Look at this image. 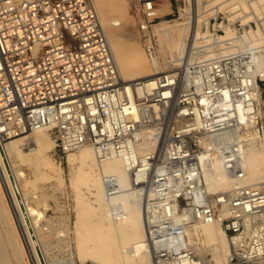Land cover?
<instances>
[{
  "label": "built area",
  "instance_id": "1",
  "mask_svg": "<svg viewBox=\"0 0 264 264\" xmlns=\"http://www.w3.org/2000/svg\"><path fill=\"white\" fill-rule=\"evenodd\" d=\"M135 2L154 63L161 11L173 0ZM218 22L215 34H226ZM261 25L253 35L252 22L233 23L235 37L213 56L192 46L185 65L126 81L95 0H0V156L9 139L40 129L62 158L92 146L100 163L123 161L128 189L102 175L109 211L126 219L123 193L140 204L155 264H204L188 230L210 222L227 233L226 264H264V182L246 183L250 147L264 150ZM216 163L231 187L211 193Z\"/></svg>",
  "mask_w": 264,
  "mask_h": 264
},
{
  "label": "bare ground",
  "instance_id": "2",
  "mask_svg": "<svg viewBox=\"0 0 264 264\" xmlns=\"http://www.w3.org/2000/svg\"><path fill=\"white\" fill-rule=\"evenodd\" d=\"M202 1L193 0L190 40L188 37L189 23L174 26L170 24V21H161L157 26L162 53L164 56L170 54L173 57H175V53H178L180 58L175 60L177 66L185 65L189 61V57L183 58L187 46L188 51L192 46L193 49L208 46L206 56L211 57L214 54L213 48L215 45L222 46L235 37V31L231 27L232 24L220 25L225 30L226 34L224 35L212 33L209 30L210 20L209 22L202 20L204 17L200 13L203 5ZM224 1L210 0L209 6L212 7V5L216 6L219 4L222 6ZM95 2L105 28L106 25L117 24L116 20L110 18L114 8L109 0H96ZM226 3H230V6L224 9H218L217 7L209 9L211 11L210 17L217 18L219 13L229 12L231 21L241 19L243 24L247 25L256 20L257 24L262 23L264 25V0H227ZM235 7L237 8L236 10L233 9ZM164 11H161V14ZM186 11H189V9L187 8ZM234 15L236 17L233 18ZM242 15H252L251 20L249 22L246 19L244 20L245 16L237 17ZM202 23L207 25L206 31L201 30ZM180 26H183L179 33L180 38L176 39L174 37V29ZM261 33L262 30L260 28L252 32L253 35H260ZM107 34L124 80L142 79L164 71L159 60L154 63L139 65L140 63L138 62L140 61L136 57L129 56L124 62L125 49L123 44L119 38L112 40L108 31ZM245 37H250L248 31ZM187 40H189V43H187ZM165 45L174 50L166 52L164 50ZM261 64L264 68V56ZM128 67L131 68L133 73L128 75L129 77L127 78L124 69ZM144 68L147 69L144 70ZM28 145L30 147H27ZM55 146L56 142L48 129L28 132L25 135L11 138L6 142L5 155L2 154V157L0 156V218L6 221L7 226L12 225L13 218L11 219L9 215V212H11L17 221L21 236L19 237L16 234L17 229L15 228V231L12 226L7 230L6 242H1L0 240V264L3 262L4 256L2 254L6 245L12 248L16 258H22L24 264H30V260L34 264H44L40 251L46 257L48 242L40 240L38 229L36 228L39 225L37 226L35 223V217L39 215V212L30 213L31 207L30 209L28 208L26 199L29 198L31 200L32 198L30 199V197H35L28 195L27 191L38 187L40 181H56L60 187L65 186L64 170L50 155V151ZM67 158L68 164L72 169L70 185L77 213L74 229H69L68 231L72 235L70 241L72 244L70 246H72L74 251L72 257H70L71 264H87V262H92L93 264H155L153 255L144 247L146 230L144 216L140 211V204L133 199V196L123 193L119 200L125 205L127 210L126 219L116 222L109 211L102 175H116L123 187L128 189L130 179L123 161L121 159H112L100 163L96 157L95 150L89 145L70 153ZM247 166L246 183L256 184L264 182V150L259 144H253L250 147ZM215 169L217 174L212 173L207 176L210 192L216 193L230 189L231 182L223 172L221 164L216 163ZM19 181H21V185H19ZM33 202L37 203L34 200L32 205H34ZM188 236L196 252L203 256L204 264L205 255L208 253L213 255L211 260V262H215H212L213 264L226 263L230 252L229 240L227 233L220 224L210 222L193 225L188 230ZM27 258H30V260L28 261Z\"/></svg>",
  "mask_w": 264,
  "mask_h": 264
},
{
  "label": "rangeland",
  "instance_id": "3",
  "mask_svg": "<svg viewBox=\"0 0 264 264\" xmlns=\"http://www.w3.org/2000/svg\"><path fill=\"white\" fill-rule=\"evenodd\" d=\"M203 1H202L203 3L202 9H200L201 16L204 17L202 20H206V22H209V20L212 19L210 31H212V33H215L214 31L215 17L213 16L210 17L211 11H209V9H211L212 7H217L218 9L219 8L224 9L230 6V3H226L227 0H225L222 5L223 7L221 6V4L216 5V6L212 5L211 7L209 6L210 0H203ZM109 2L114 8V12L111 13L110 18L116 20L117 24L106 25V28L112 40H114V38H119L120 42L123 44L124 49H125L123 61L125 62L126 59L129 56H131V57H136V59L140 61L138 62L140 63L139 65L148 64L149 62L146 60V57L143 51L142 42L137 35V24H136L137 14H136V9H135V3H136L135 0H109ZM164 4H167V2L164 1ZM192 7H193V0H175V1L173 0L172 9H168V10L164 9L165 11L161 15L167 14V16L162 18L160 21H170V24L174 26L180 25L182 23H189L188 24V27H189L188 37L190 40V35H191V24L190 23L192 21L191 19ZM187 8L189 9V11H186ZM233 9L236 10L237 8L235 7ZM243 16H245L243 19L244 20L246 19V21L249 22L251 20L252 15H242V16H237V17H243ZM217 17H219L218 23L220 25L223 21H225V25L233 24V23L243 24L241 19H237L236 21H231L229 12H221L218 14ZM234 17H236V15H234L233 18ZM252 23H253L255 30H258V28H260L263 31V28H262L263 26L261 24H257L256 20H254ZM180 27H178L177 29H174L175 31L174 37L176 39L180 38L179 33L183 26H180ZM201 30L202 31L207 30V25L205 23L201 24ZM220 35H224V33H221ZM187 43H189L188 40H187ZM166 46L167 45H165L164 47V50L166 52L167 51L170 52L174 50L171 47L169 46L166 47ZM127 48L129 49V51L131 50V52H129ZM175 54H176L175 57H173V55H170V54L164 56L161 50L160 43H159L158 60L161 63L164 70L169 69V68L179 67L177 66V62L175 60L180 57L178 53H175ZM190 54L191 53H189L188 46H187V48H185L183 58L190 57ZM129 68L130 67L127 68L128 70L126 68L124 69L126 72L127 78L129 77L128 75L133 73L131 68L130 69ZM147 68H144V70ZM263 103H264V95H263ZM52 137L55 140V136L53 134H52ZM27 147H30V145H28ZM50 155L58 163V165H60L64 170V178L66 182L65 186L60 187L56 181H48V180L40 181L38 183V187L28 189L27 191L28 195L30 194L35 197H30V199L32 198L31 200H29V198L26 199V204L28 205L29 209L31 207L30 213L31 212L33 213L34 211L39 212L38 213L39 215H36L37 218L35 217V221H36L35 223L37 226L39 225L38 226L39 228L36 227L38 230L37 229L36 230L38 231L40 240L48 242L47 248H46V257L42 256L43 262L44 260H47V264H71L70 257H72L74 251L72 249V246H70L72 244L70 243L72 235L68 233V231L69 229H72V230L74 229L75 221L77 219L74 195H73V191L70 185L72 169L68 164V158H62L60 154L56 152L55 147L54 149L50 151ZM19 182H20L19 185H21V181ZM34 200L37 203L33 202L34 205H32V201ZM7 207L9 209L8 205ZM140 211L142 213L141 209ZM9 213H10L9 214L10 218L11 219L13 218L12 225L10 224L9 226H7L6 221L0 218V222H1L0 223V240L1 242H4V241L6 242L7 230L11 226L12 228L14 227L15 231L17 229L16 234L19 237L21 236V232L19 230V227L17 225V221L14 215L11 212ZM35 240H36V237H35ZM24 245H25V242H24ZM2 255L4 257H3V262L1 264H24L22 258L20 259L16 258L10 246L6 245ZM212 259H213V255H211L210 253L206 254L205 264L206 262L207 264L215 263L213 261H212L213 263L211 262ZM29 260L30 258L28 259V261ZM208 261L211 263H209ZM30 264H34V263H32V261L30 260ZM44 264H46V262H44ZM87 264H93V263L87 262Z\"/></svg>",
  "mask_w": 264,
  "mask_h": 264
}]
</instances>
